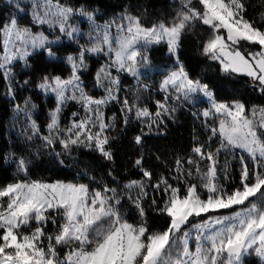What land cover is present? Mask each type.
<instances>
[{
	"label": "snow or ice",
	"instance_id": "6c2138e0",
	"mask_svg": "<svg viewBox=\"0 0 264 264\" xmlns=\"http://www.w3.org/2000/svg\"><path fill=\"white\" fill-rule=\"evenodd\" d=\"M191 2L187 0L184 5L186 11H181L171 26L159 24L146 28L140 25L138 18L128 17L130 24L118 26L124 34L117 38L111 39L105 30L102 44L107 45L108 52L114 54L112 63L97 73L98 85L107 92L105 98L87 95L81 87L79 75L80 70L86 67L85 52H103L105 49L101 43L81 50L78 56L67 57L72 68L70 78H42L38 87L57 97L58 106L52 114L48 126L50 129L58 126L60 105L67 99L82 100L89 106L88 110L97 116L96 120L87 117L73 123L72 128L67 130L72 135L60 141L65 149L70 144L86 141V147L98 151L109 161L113 160L110 148L106 147L109 137L103 134L110 125H106L99 114V106L117 98L113 88L105 85V81L119 83L108 69L115 67L118 71L139 75V66H147L148 59L142 52L148 45L160 43L164 39L170 54L177 56L179 63L177 49L180 36L193 20L198 19L212 29L204 53L220 61L225 71L231 70L251 77L254 86L264 93V31L244 19L245 5L242 0H199L203 5L202 10L190 7ZM73 11L58 6L55 12L46 13L45 16L55 17L59 21L60 32L72 38L78 29H69L65 25ZM85 14L89 20L93 19L92 13ZM37 20L39 23H52L51 19L39 16ZM221 29L226 30V39L219 34ZM5 31L10 37L5 41V54L0 58V69H5V74L11 72L6 66L18 55L27 58L29 52L26 45L44 48L52 43L45 35H34L28 28L20 27L15 18L10 20ZM11 38L20 43V49L13 50L15 44ZM241 41L258 44L261 51L245 56L238 47H233ZM47 53L51 58L56 57V51L51 47H47ZM168 85H172L177 93H182L186 100L195 93H202L209 98L212 110H205L203 116L212 115L214 110L225 117L219 121L218 128H211L213 135L221 137L216 152L205 151L203 145L193 149L201 159L210 162L207 170L200 175L199 186L186 183L181 194L180 187L169 184L167 178L162 177L153 185L154 189L162 190L167 195L158 211L170 218L168 227L163 231H150L147 227L142 206V199L148 195L145 181L133 180L126 186L140 190L133 200L142 218L140 224L129 223L122 215L119 207L121 197L115 188L104 186L93 190L86 184L17 182L0 188V198H7L6 202H0V264H244L245 257L253 253L264 260V108H253L250 118L246 114L245 104L239 100L232 104L216 103L209 84L192 79L182 64H179L178 71L172 72L164 81V86ZM124 103L127 106V100ZM92 105L97 107L92 108ZM158 105L168 111L164 104L158 102ZM257 114L259 120L254 119ZM136 115L148 117L151 113L145 108L138 110ZM159 115L158 112L156 116ZM97 122L99 131L93 133L90 127H95ZM73 135L75 138H72ZM82 136L84 140H81ZM44 139L49 145L53 143L49 137ZM135 141L140 144L142 135L136 136ZM230 149L246 152L253 161L250 170L241 155V187L231 192L219 182L216 168V156L221 150ZM188 163L194 161L189 160ZM19 164L21 170H26L24 160ZM135 164L142 166V158L137 159ZM142 171L150 182L152 173L146 169ZM196 172H200L198 167ZM191 174V171L186 173ZM198 187L206 190V197L202 196ZM129 199L132 198L129 196ZM152 204H156L155 198ZM234 208L238 210L227 215L209 216L207 220L191 224L185 230L190 218ZM57 216L62 222L54 233L47 232L48 223L57 225ZM193 239L194 249L189 243ZM61 247L64 249L63 254L60 252Z\"/></svg>",
	"mask_w": 264,
	"mask_h": 264
},
{
	"label": "trees",
	"instance_id": "16d2710c",
	"mask_svg": "<svg viewBox=\"0 0 264 264\" xmlns=\"http://www.w3.org/2000/svg\"><path fill=\"white\" fill-rule=\"evenodd\" d=\"M74 11L92 13L101 23L118 21L119 18L132 16L142 23L156 25L174 21L181 10L176 0H53ZM245 5L244 19L253 23L254 27L264 31V0H242ZM11 18V11L4 1L0 0V58L4 53L3 32ZM210 29L201 21H194L185 28L180 36L178 57L180 64L192 79L209 84L214 98L231 104L241 101L246 106V114L253 108H264V93L254 85L251 77L232 71H225L223 65L210 55L205 54L204 36ZM67 53L77 49L65 45ZM147 58L153 67L170 68L175 57L170 54L168 44L155 45L147 52ZM104 61L89 59L90 71L84 74L85 80L94 82ZM32 66L21 71L14 68L10 79L0 70V188L17 182L34 181L46 184L74 183L86 184L90 189H102L104 186L115 188L121 197L120 211L129 223L140 224L142 218L133 200L139 195L138 188H127L133 180L145 181L147 197L142 199L147 227L150 231H163L170 218L158 211L167 199L162 190L153 188L161 178H167L169 184L179 186L181 194L185 185H200V175L205 165L210 163L201 159L193 149L204 146L205 151L216 152L220 143L212 138L208 130L194 111L185 105H173L169 114L156 119L151 127L137 118L136 111L124 112L121 106H115L116 120L105 117V123L111 129L105 132L109 137L106 147L110 148L113 160L105 159L98 151L86 147L85 143L69 145L64 148L61 140L69 138V128L74 122L81 121V115L75 116L78 106L69 102L63 108L58 126L50 129L57 98L41 90L38 85L44 76H60L68 79L71 69L61 59H52L46 52L34 56ZM155 84L151 92L158 91ZM149 108L156 113L154 103ZM31 113L32 123L24 119L19 110ZM174 109V111H173ZM142 135V142L137 144L136 136ZM44 137L53 143L49 145ZM84 140V139H81ZM142 158V166L135 161ZM11 160V161H10ZM15 163H12V161ZM25 161V169L21 170L19 162ZM189 160L194 163H188ZM216 168L219 182L231 192L241 187V161L229 151L221 150L216 156ZM179 161V165L177 164ZM200 172H196V168ZM142 169L152 173L151 181L143 176ZM191 171V175H186ZM225 176L227 178H225ZM204 197L205 190L198 187ZM129 196L132 199H129ZM155 198L156 204H152ZM227 213V212H226ZM48 223L46 231L51 229ZM246 264H264L255 256H250Z\"/></svg>",
	"mask_w": 264,
	"mask_h": 264
},
{
	"label": "rangeland",
	"instance_id": "374dc122",
	"mask_svg": "<svg viewBox=\"0 0 264 264\" xmlns=\"http://www.w3.org/2000/svg\"><path fill=\"white\" fill-rule=\"evenodd\" d=\"M2 1H4L5 5L9 7L11 11L10 20L12 18H15L20 27L28 28L30 32L34 35L43 34L48 38L49 41L52 42L50 45H46L44 48H40V47L33 48L31 45H26L27 51L29 52V55L27 56V58H20V56L18 55L16 59H14L9 65L6 66L7 68L11 69V72L8 74H5L6 72L5 69H0L2 70V73L5 75L6 78L10 79L13 69L16 67L19 68L22 72L30 68V66H32L31 60L34 56H38L39 54L43 52H46V54L48 55L47 47H51L54 51H56V57L52 59L63 60L72 71L71 65L67 61V57L69 55H72L74 57L78 56L81 50L91 48L96 43H101V46L104 47L105 49L103 52H99V53L85 52L84 58H85L86 67L80 70L79 75L81 79V87L85 90L87 95L92 96L94 98H98V99L105 98L107 96V92L105 91V88L100 87L97 83V75L94 79V82H88L87 80H85V77L83 75L87 74L90 71L89 59H92V57L95 59L104 61V63L101 65V68L107 67L109 64L112 63V61L114 60V54L108 52L107 45L102 44V38H103L104 32L106 30L108 33V36L111 39L117 38L119 35L124 34L118 26L120 25L128 26L130 24L128 17H132V16H128L125 18L123 17L119 18L117 22L112 21V22L101 23L97 20L94 14H93V19L89 20L88 16L85 14L86 12L73 11L69 15L65 27L69 29L72 27H75L76 29H78V32L74 33L72 38H69L65 33L60 32L59 21L55 17L45 16L46 13L55 12L58 6H62L64 8H68V7L58 4L54 2L53 0H2ZM176 1L180 3L179 5L181 7V10L179 11V13L181 11H186V9L184 8V5L185 3H187V0H176ZM17 4L19 5V8H17ZM189 6L199 9V10L203 9V5L200 4L199 0H192L191 5ZM38 16L40 18L51 19L52 23L51 24L39 23L37 20ZM177 19H178V15L174 21H169V22L160 23V24L171 26L173 23L177 21ZM194 21L198 22L200 20L198 19L193 20L190 23H193ZM139 23L142 27H146V28L155 25V24L154 25L144 24L140 20H139ZM156 25H159V24H156ZM8 26H9V23L7 24L5 29ZM187 26L185 28H187ZM208 28L210 29V31L208 32L207 35L204 36L205 45L208 42L210 36L212 35L211 27L208 26ZM5 29L3 32V39H4L3 55L5 54V41L10 39ZM219 34L224 36L226 39V36H227L226 30L221 29ZM11 39H13L14 41V38H11ZM163 43L167 44L166 39L162 40L160 43H152L148 45L147 48L142 52V54L147 56V52L149 51V49H151L155 45H160ZM14 44H15V48L13 50L20 49V43L18 41H14ZM65 45H68L70 48L77 49L76 52L67 53L65 50L69 48H65ZM233 47H238L239 50L245 56H248L249 53H256V52L261 51L260 45L249 43L246 41H241L239 45H236ZM177 52H178V49H177ZM174 57H175V63L170 68L153 67L152 65H150L147 59V66H139V75L137 76H133L131 73L126 72V71H118L115 67L109 68L108 70L110 71L111 75L113 77H117L119 80V83L110 84L108 81H105V85L107 87L113 88L114 95L117 98L115 100H109L106 104L99 106V114L101 115L102 121L105 123V117H108L110 121L116 120L117 115L113 113L115 106H121L122 111L128 112V113L130 112L128 109L135 110L137 112L140 109L146 108L151 113V115L148 117H137V118L142 120L145 125L149 126L150 124L156 122L155 121L156 119L163 118L164 116L169 114V111L171 110L173 105L180 104V105H185V106L190 107L196 114V117H199V119L204 124L207 125L208 130L211 131V128L213 127L218 128L219 121L221 119H225V117L222 114L215 113L213 110L212 115L208 117L203 116V112L205 110H212V101L209 98L205 97L202 93H195V94H191L190 97L186 100L183 98V94L177 93L172 85H168L167 87L164 86V81L169 77V75L174 71H178L179 69L180 62L179 63L177 62V56H174ZM228 71H231V70H228ZM155 84L158 86L159 89L156 92H151V87L154 86ZM46 93L56 96L54 93H51V92H46ZM178 96L179 98H177ZM125 100H127L128 102L127 106L124 103ZM214 100L216 103H221L217 101L215 98ZM69 102H72L78 106V111L77 113H75V116L81 115L82 116L81 120H84L87 117H91V119L93 120L97 119L96 114L90 112L88 110L89 106L80 99H77V100L67 99L64 102V104L60 105L61 111L58 115V118L63 108L65 107V105ZM158 102L164 104L165 107L168 109V111H164L163 109H161L158 105ZM149 103L155 104L157 108L156 113H153V111L150 110ZM91 107L96 108L97 106L92 105ZM158 112L160 113L159 117L156 116ZM19 113L23 115L24 119H29L31 123L33 122L32 115L30 112L21 109L19 110ZM249 117L251 118V113H249ZM254 119L259 120V114H257V116ZM106 125H110V124H106ZM110 129L111 127H107L104 130L103 134L105 135V132L109 131ZM90 130L93 133L98 132L99 122H97L95 127H90ZM69 135H72V134L69 133ZM72 138H75L74 135L72 136ZM212 138L217 139V141L220 143L221 137H219L218 135H213L212 133ZM81 139H84V137L82 136ZM225 151H229L231 154H233V156H237L239 159L241 155H243L244 162L247 163L249 169L251 170L253 168V161L251 160V158L246 152H243L240 149H230V150H225ZM12 163H15V161L13 160ZM209 164L210 163L205 165L204 167L205 170H207ZM25 182H34V181L28 180ZM206 196H207V192L204 197ZM6 201H7L6 197L0 198V202H6ZM235 210H238V208L219 210L218 212H210L208 214H203L201 217L190 218L189 225L185 226V230H187L191 224L200 223L201 221L207 220L209 216L215 217L219 215H227ZM61 222L62 221H60L59 216H57V225L54 226L52 223H50L52 226L48 232L54 233L56 230V227H58L59 223ZM34 226L35 225H33V227ZM192 231L194 235L195 230L193 229ZM189 243H190V246L194 249L195 240L194 239L190 240ZM63 251L64 249L61 247L60 248L61 254H63ZM250 256H255L256 258L264 262V260H262L260 257L256 256L253 253L245 257L244 264H246V260Z\"/></svg>",
	"mask_w": 264,
	"mask_h": 264
}]
</instances>
